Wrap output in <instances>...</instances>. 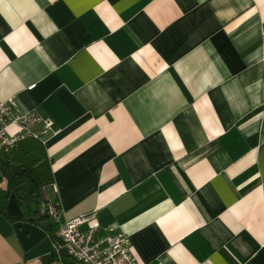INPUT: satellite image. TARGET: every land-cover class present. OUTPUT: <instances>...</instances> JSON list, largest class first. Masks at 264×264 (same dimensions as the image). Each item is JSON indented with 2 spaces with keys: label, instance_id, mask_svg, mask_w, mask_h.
Segmentation results:
<instances>
[{
  "label": "crops",
  "instance_id": "obj_1",
  "mask_svg": "<svg viewBox=\"0 0 264 264\" xmlns=\"http://www.w3.org/2000/svg\"><path fill=\"white\" fill-rule=\"evenodd\" d=\"M11 96L53 121L61 218L140 264H264V0H0ZM5 188L0 264H78Z\"/></svg>",
  "mask_w": 264,
  "mask_h": 264
},
{
  "label": "built area",
  "instance_id": "obj_2",
  "mask_svg": "<svg viewBox=\"0 0 264 264\" xmlns=\"http://www.w3.org/2000/svg\"><path fill=\"white\" fill-rule=\"evenodd\" d=\"M11 125L16 127L15 132L8 131ZM52 128V119L35 109L20 111L12 96L0 99V150L14 148L25 137L42 138ZM49 186L55 188L53 182ZM47 187H42L43 194ZM38 211L48 214L56 224L55 253L78 264H140L128 235L113 227H100L95 211L71 219L61 218L59 203L48 198L39 203Z\"/></svg>",
  "mask_w": 264,
  "mask_h": 264
},
{
  "label": "trees",
  "instance_id": "obj_3",
  "mask_svg": "<svg viewBox=\"0 0 264 264\" xmlns=\"http://www.w3.org/2000/svg\"><path fill=\"white\" fill-rule=\"evenodd\" d=\"M2 178L6 181L4 194H14L19 203H35L36 205L31 207L32 211L38 214L37 221L52 232L53 222L50 216L38 211L39 202L43 200L42 187L53 182L51 160L47 155L44 140L25 137L19 140L14 148L0 150V179ZM54 237L56 238L55 234Z\"/></svg>",
  "mask_w": 264,
  "mask_h": 264
},
{
  "label": "rangeland",
  "instance_id": "obj_4",
  "mask_svg": "<svg viewBox=\"0 0 264 264\" xmlns=\"http://www.w3.org/2000/svg\"><path fill=\"white\" fill-rule=\"evenodd\" d=\"M8 131H9V129H8ZM9 132H11V131H9ZM48 194L50 193L49 191L47 192ZM44 198V197H43ZM38 204V203H37ZM31 205H33V206H35L36 204L35 203H31Z\"/></svg>",
  "mask_w": 264,
  "mask_h": 264
}]
</instances>
